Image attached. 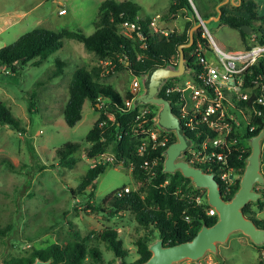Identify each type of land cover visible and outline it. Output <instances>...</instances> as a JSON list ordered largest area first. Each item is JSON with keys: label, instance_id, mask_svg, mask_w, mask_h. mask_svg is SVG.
<instances>
[{"label": "rangeland", "instance_id": "rangeland-1", "mask_svg": "<svg viewBox=\"0 0 264 264\" xmlns=\"http://www.w3.org/2000/svg\"><path fill=\"white\" fill-rule=\"evenodd\" d=\"M105 0H0V49L14 43L23 34L35 28L54 31L82 28L86 35L94 32L93 22L97 20L98 8ZM123 1V0H120ZM142 7L141 13L157 20V29L183 31L188 21H195L196 13L203 20L216 16L219 0H189L194 15L185 11L166 16L174 0H130ZM226 1V0H223ZM258 16L264 17V0H254ZM229 14L244 15L232 0L222 6ZM65 14H59L60 9ZM201 17V18H202ZM159 19V18H158ZM198 21V20H197ZM203 27L207 40L211 38L227 50H242L245 40L238 30L231 29L220 20H213ZM251 28L263 29L262 20L252 21ZM153 31V30H152ZM129 35L130 31L120 28ZM154 32V31H153ZM256 34L251 33L250 42L258 43ZM248 40V39H247ZM56 58L64 60L63 74L51 77L56 69ZM101 65L105 72L101 81L116 87L122 94L133 89L136 78L123 66L118 70L110 67L81 42L71 39L50 55L40 65H27L16 72L10 67L0 66V100L19 118L24 130L17 131L6 124H0V222L11 223V230L0 239V264L15 257H22L35 249H43L53 243L64 244L81 241L92 231L111 227L118 232L124 248L129 249L128 263L135 262L136 240L146 232L139 226L130 212L112 214L109 202L103 199L118 188L138 189L141 182L131 174V166L124 163L108 167L96 182V194L90 201L103 211L88 207V193L78 194L82 178L91 167L88 158L90 145L86 135L98 119V112L89 101L85 102L83 117L75 127H69L63 116L68 100V85L73 73L79 67L88 69ZM178 78L184 83L191 78L187 73ZM143 92V91H142ZM141 92V93H142ZM34 102L33 113L29 105ZM67 141L82 144L76 153L78 164L74 168L58 165L55 150ZM262 172L264 173V139L262 142ZM257 190L264 185L257 184ZM197 196L201 201L207 190ZM207 197V195H206ZM264 200V197L262 198ZM257 219L264 220V210L257 212ZM154 239H158L157 233ZM98 247L105 262L121 260L105 242L93 240L88 247ZM91 261V259H88ZM122 261V260H121ZM174 264H264V244L257 246L242 232L232 233L225 243L217 245L216 252H207L197 261L190 259Z\"/></svg>", "mask_w": 264, "mask_h": 264}, {"label": "trees", "instance_id": "trees-1", "mask_svg": "<svg viewBox=\"0 0 264 264\" xmlns=\"http://www.w3.org/2000/svg\"><path fill=\"white\" fill-rule=\"evenodd\" d=\"M219 3L224 2L219 0ZM233 4L244 15H232L221 7L222 17L220 22L238 30L245 40L244 49H250L253 42H250L251 34L245 33L241 27L248 25L251 27L252 21L262 20L264 17L258 16L256 3L254 0H232ZM216 3V6L219 4ZM142 7L130 0H105L98 8V17L93 26L94 32L86 35L82 28L62 29L54 31L46 28H35L22 36L14 43L0 49V66L10 67L13 72L20 68L33 65L38 66L50 55L63 47L66 40H77L89 50L94 52L99 59L110 63V67L115 70L126 66L136 77H141L152 67H165L168 64L177 65L179 61V47L187 44L190 39V31L195 21L187 22L183 31H162L153 32L150 24L153 17L141 13ZM185 11L193 16L195 13L189 0H174L170 5L166 16L176 15L178 12ZM217 15V13H215ZM137 17L140 19L137 20ZM202 17V16H201ZM204 19V17H202ZM163 20V17L162 19ZM126 21L137 22L140 25L139 31H130L129 35L120 32L123 23ZM258 43L264 44V28L254 29ZM138 32L143 34L139 37ZM203 27H199L194 33L193 45L184 49L185 57L193 73L191 77L197 78L201 70L199 61L192 56L197 40H201L205 48H208V40L203 37ZM248 39V40H247ZM56 69L51 77H58L63 74L65 66L64 60L56 58ZM105 69L101 66H94L88 69L85 66L79 67L73 73L68 85L69 97L64 106L63 116L69 127H75L83 117V108L86 101H89L98 112V119L91 130L86 135V142L91 144L88 158L92 160L97 154L109 151L114 154L115 161L112 165H98L90 167L82 178V182L74 193L88 195V207L94 211L104 209L96 207L90 201L96 194V182L108 167H116L122 163L131 166L132 177L141 182L138 189L118 196L117 193L124 189L118 188L107 195L103 202H109L112 214L118 215L122 212H130L135 216L139 226L144 227L146 232L136 240L137 254L139 258L132 263L126 261L130 254L129 249L124 248L122 241L118 238V232L111 227L101 231H92L81 241H69L64 244L53 243L43 249H35L22 257H15L9 260L8 264H33L37 258L49 260L53 258V264H116V260L105 262L98 247L88 242L101 240L111 249L116 259L120 258L123 264H139L147 261L152 253L149 250L151 243L156 241L154 234L157 233L158 239H162L164 245L173 246L192 240L203 225L212 226L216 223L218 215H210L208 210L207 197L198 201V194L204 189L194 186L191 179L185 177L180 171L175 173L164 172V151L177 139L174 133L168 135V142L165 145H156L147 136L139 132L135 133L141 122L145 126L156 127V115L158 107L154 104L133 106L129 109L127 102L134 95L131 91L122 94L116 87L105 84L101 81ZM256 80L255 83H250ZM178 78L169 79L168 83H178ZM246 86H251L252 98L247 103L240 106L248 107L252 115L255 111H261L260 115L252 117L257 128L253 132H248L241 126L240 132H232V138L237 137V145H231L232 154L229 156L228 165L239 170L242 177L246 158L251 153V146L248 140L257 135L264 128V105L256 101L257 96L264 97V61L259 59L253 64L245 75ZM169 99L173 105V111L177 112V105L180 104L179 93L166 96L164 89L159 94ZM148 106L151 110L146 115V119L136 120L140 109ZM34 102L29 105V112L33 113ZM0 124H6L11 128L21 131L24 130L22 121L15 117L11 110L0 100ZM191 138H195V133L187 130ZM146 142V151L139 153V147ZM82 144L74 141H67L55 150L58 165L64 168H74L78 164L76 153L80 151ZM145 160H157L152 167L154 174L149 173L144 168ZM221 167L222 165H218ZM205 169V168H204ZM221 186L225 200L229 201L240 187L238 179L230 191H226ZM262 197L257 202H250L244 208L246 217L255 221L256 225L264 228V220L256 217L257 212L264 210V190H258ZM11 230V223L2 224L0 222V239L8 236ZM91 259V261H88Z\"/></svg>", "mask_w": 264, "mask_h": 264}, {"label": "built area", "instance_id": "built-area-1", "mask_svg": "<svg viewBox=\"0 0 264 264\" xmlns=\"http://www.w3.org/2000/svg\"><path fill=\"white\" fill-rule=\"evenodd\" d=\"M66 9H60L59 14H65ZM159 18V19H158ZM140 18L137 17V20ZM200 21L203 19L199 17ZM157 20L159 16L153 18L150 28L157 29ZM202 26H205L204 24ZM123 27L129 31H139L140 25L137 22L126 21ZM139 37L143 34L138 32ZM205 37V34H203ZM199 61L201 70L197 78L191 77L184 83H168L162 87L166 96L179 93L180 100L183 101L177 105L176 114L181 118L184 129L195 133L192 146L185 152V160L192 166L201 167L205 172H214L215 178L226 191H230L235 182L241 175L238 169L228 165L229 156L232 154L231 145H237V137L232 138V132L241 131V126L248 132H253L257 128L252 117L261 114V111H255L252 115L249 108L240 106L241 103H247L252 98L251 86H246L245 75L250 67L259 59L264 61V44L256 43L250 49L227 50L218 45L212 38L208 40V48H205L201 40H197V45L191 53ZM179 62V61H178ZM109 63V62H108ZM110 64V63H109ZM190 73H193L191 70ZM256 80L250 83H255ZM143 91L141 77H136L133 81L131 93L134 97L127 102L132 108L134 100ZM256 101L264 105V97L257 96ZM147 105V104H146ZM173 106V105H172ZM151 112L148 106L140 109L136 120L146 119V115ZM145 126L144 122L139 124L135 133L147 134V136L156 145H165L168 142V135L157 125ZM249 142V140H248ZM250 144V143H249ZM146 142L139 147V153L146 151ZM115 161L114 154L106 151L97 154L92 160L91 167L110 164ZM157 160H145L144 168L149 173L154 174L152 170ZM218 165H222L219 167ZM205 168V169H204ZM129 187L120 190L117 195L120 197L130 192ZM200 198H198V201ZM210 215H217L215 208L208 210Z\"/></svg>", "mask_w": 264, "mask_h": 264}, {"label": "water", "instance_id": "water-1", "mask_svg": "<svg viewBox=\"0 0 264 264\" xmlns=\"http://www.w3.org/2000/svg\"><path fill=\"white\" fill-rule=\"evenodd\" d=\"M226 1L219 3L216 16L203 20V22L200 21L198 12L196 13L198 21L195 22L190 31L189 42L179 47L178 64L152 67L141 75L143 92L134 100L135 106L141 104L156 105L159 108L156 115L158 127L166 132H172L176 136L177 140L164 151V172L175 173L180 171L185 177L191 179L196 188L206 189L208 204L215 208L218 219L212 226L203 225L196 236L187 242L166 246L162 239H157L149 246L152 253L151 257L139 264H174L186 259L197 261L203 258L207 252H216L219 243H225L232 233L239 231L247 235L255 245L264 244V228L258 227L255 221L246 217L243 212V208L248 203L257 202L262 197V193L256 189V185H264V173L262 172L264 128L249 139L252 150L246 158L240 187L233 198L227 201L214 172H205L201 167L192 166L185 160V152L192 146L193 139L184 129L181 118L173 111L171 101L159 95L162 87L169 79L181 77L191 72L184 49L193 45L194 33L199 27L203 24L206 26L213 20L221 19L222 11L220 8ZM241 29L248 34L253 32V29L248 25H243ZM49 263L50 260L37 259L33 264ZM118 264L123 263L120 260Z\"/></svg>", "mask_w": 264, "mask_h": 264}, {"label": "flooded vegetation", "instance_id": "flooded-vegetation-1", "mask_svg": "<svg viewBox=\"0 0 264 264\" xmlns=\"http://www.w3.org/2000/svg\"><path fill=\"white\" fill-rule=\"evenodd\" d=\"M37 259H40V258H37ZM37 259H36V260H37ZM36 260H35V261H36ZM40 260H42V259H40ZM49 260H50V263H49V264H53V258H50ZM43 261H47V260H43Z\"/></svg>", "mask_w": 264, "mask_h": 264}, {"label": "crops", "instance_id": "crops-1", "mask_svg": "<svg viewBox=\"0 0 264 264\" xmlns=\"http://www.w3.org/2000/svg\"><path fill=\"white\" fill-rule=\"evenodd\" d=\"M263 142V141H262ZM262 153H263V145H262ZM262 164H263V161H262Z\"/></svg>", "mask_w": 264, "mask_h": 264}]
</instances>
